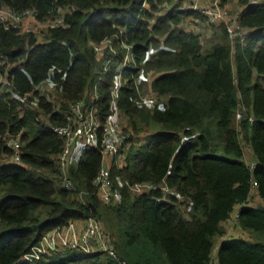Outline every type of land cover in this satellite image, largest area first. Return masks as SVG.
Listing matches in <instances>:
<instances>
[{"label": "trees", "instance_id": "1", "mask_svg": "<svg viewBox=\"0 0 264 264\" xmlns=\"http://www.w3.org/2000/svg\"><path fill=\"white\" fill-rule=\"evenodd\" d=\"M159 2L0 0V10L30 12L39 23L62 18L43 30L41 42L0 19V78L9 82L0 84V264H15L45 232L88 217L102 223L116 258L67 248L25 264H210L214 237L225 232L236 206V224L251 240H223L218 263L264 264V0H243V41L231 40L223 23L208 47L200 33L181 26L186 17L204 20L195 10L172 5L151 24ZM158 36L167 48L146 61ZM106 38L117 54L98 56L94 45ZM122 42L132 46L138 68L122 72L115 106L128 119L123 132L129 137L110 167L116 201L105 204L93 184L102 162L100 131L98 146L69 168L74 190H65L56 160L64 139L41 119L65 124L63 113L80 98L101 120L110 115ZM140 62L152 74V92L164 99L163 111L139 109L129 99ZM46 83L56 91L54 103L41 94ZM7 133L19 137L18 163L5 146ZM243 145L251 148L254 169ZM163 180L173 191L165 197L160 190L135 194L129 188ZM252 190L260 206L249 205Z\"/></svg>", "mask_w": 264, "mask_h": 264}, {"label": "built area", "instance_id": "2", "mask_svg": "<svg viewBox=\"0 0 264 264\" xmlns=\"http://www.w3.org/2000/svg\"><path fill=\"white\" fill-rule=\"evenodd\" d=\"M192 9L199 12L204 20L194 19V24L197 28H202L204 23L219 24L224 22L226 32L231 40L243 41L246 33V29L240 26L237 16L231 17L224 7L221 6L219 0H213L208 3H204L203 0H192ZM257 2H249L248 4L254 5ZM28 15L30 12H23L20 15L12 13L8 9L2 8L0 10V19L7 23V27L12 26L19 28L20 18L23 15ZM62 18H58L55 21L50 22V25H56L61 23ZM20 30V29H19ZM21 32V31H20ZM120 48L123 50L122 59L116 65V79L115 85L111 91V105L110 109L112 113L105 116L102 120L97 114V109L94 105L87 107L85 105V99H78L71 103L68 110H65L63 115L66 118L63 125H51L47 119H41V122L46 125L55 134L64 139V144L60 154L56 160L59 165L62 178L59 181V186L65 190H74V186L67 176V167L72 157L80 161L82 153L84 151L94 149L98 146L97 131H100L101 141L100 148L102 154L101 166L93 179V184L97 187L98 197L105 203L109 201L112 183L110 181V167L113 160L116 159L117 154L125 139H128L129 135L120 130L118 127V121L114 115V111L117 109L115 106L119 89L122 86V72L129 67L137 69V61L133 57L132 46L125 42L120 43ZM160 48H167L162 45ZM95 53L100 56L105 50L112 55L117 54V48L113 45V40L106 38L100 43L94 45ZM4 56L0 54V63ZM140 62L138 65L141 67ZM140 73L138 71L139 77ZM135 79L134 89L135 95L130 97V101L137 105H144L151 109H157L163 111L165 105L163 101H159L156 96H146L140 90L138 79ZM9 82L5 78H0V84L2 87ZM97 97L94 96V101ZM147 105V106H146ZM142 107V106H137ZM5 146L9 148L12 153V160L15 163L20 161L21 146L19 137L13 136L10 133L5 135ZM251 169H254V164H249ZM253 185L255 182L252 183ZM130 190L135 194L143 192H149L154 190H160L165 197L167 194L172 193L171 188L167 185L165 180L158 184L152 183H137L129 186ZM84 195V193H79ZM181 198L180 196H178ZM83 202V201H82ZM81 228L77 230L75 227V221L69 223L67 226L61 228H54L45 232L39 243L30 247V250L24 253L15 264L32 263L46 254L52 252H61L64 249H72L83 254H89L93 252H103L110 257L116 258V250L112 239L105 231L102 223L95 217H88L81 220ZM122 264H126L122 262ZM210 264H219L217 255H212Z\"/></svg>", "mask_w": 264, "mask_h": 264}, {"label": "rangeland", "instance_id": "3", "mask_svg": "<svg viewBox=\"0 0 264 264\" xmlns=\"http://www.w3.org/2000/svg\"><path fill=\"white\" fill-rule=\"evenodd\" d=\"M213 1V0H210ZM246 2H259V1H263V0H245ZM204 3H208L209 0H203ZM220 4L222 7L225 8V10L228 12V15L231 17L237 16V14L239 13V11L243 8L244 3L243 0H219ZM143 5L147 6L146 3H144ZM172 5H176L177 7H181L182 9H187L190 8L192 9L193 6V2L192 0H161V2L158 3V10L155 13V17L151 20V24H153L154 22H156L157 18L159 16H162L166 11H168ZM193 10V9H192ZM59 12H63L61 10H59ZM194 19L190 18V17H186L181 23L182 27H186L187 29H192L198 33L201 34V41H202V45L205 47H208L210 40L213 39L215 36L214 32L216 31V28L218 26H220L221 24H223L224 22H220L219 24H211V23H207L205 24L202 28H197V26H195L194 24ZM50 24L49 21L45 22V23H39L37 22L34 17L32 15H23L20 18V22H19V29L22 33H27V32H33L35 33L38 37H39V41L41 42L42 38H41V33L43 32V30H45V28ZM185 25V26H184ZM224 25V24H223ZM159 40L158 44H154L151 43L150 47L148 48L147 52H146V61H150L151 58L157 53V49L160 48L162 45H164V36H158L157 37ZM146 63L143 62L141 63V68L139 69V77L137 78L138 80V84L140 87V90L143 92V94H145L146 96H156V98H158L159 101H163V98H159L154 92H152L151 87H150V80H151V72L148 71L145 67ZM47 87H44L46 86ZM52 85L50 84H44L42 87H40L41 89V94L44 95L49 101L51 100V102H55L57 100V95H56V91L52 90L51 88ZM137 106H142V107H138L139 109H145V110H151L152 106L148 107H144V105H137ZM147 106V105H146ZM61 107L60 105L57 106V108ZM243 108L240 107L235 115V120L238 123L242 117H243ZM114 115L118 121V127L120 130H123L124 126H128V119L127 117L119 110L116 109L114 111ZM152 127H156V126H151ZM251 135H252V131H251ZM244 147V157H245V161L249 164H251L252 160V152H251V148L250 147H246L245 145H243ZM222 155V154H221ZM121 155L118 153L116 156V160L119 161ZM10 162V159H8ZM12 161V159H11ZM75 164H77V159H75L74 157H72L69 161V165L67 167V176H69V168L71 166H75ZM58 185V182H57ZM171 192L173 193V191L171 190ZM76 197H78V199L82 200V201H86V198L82 195H79V193L77 192ZM116 190L113 189V184H112V190H111V195L109 198V201L105 204H110L113 201H116ZM249 203L252 206H260V204H262L261 199L257 196L256 192L254 190H252L251 193V197L249 200ZM182 211L184 212V216H186V211L188 210L186 207H181ZM236 212H233V214L231 215V218L225 222V232L221 235H217L216 237H214V247L212 250V255L215 256V254L217 255V248L219 246V244H221V242L223 240H227L230 238H241L243 240H251L248 233L243 232L238 225L236 224V220H235V216H236ZM64 251V250H63ZM61 251V252H63ZM71 255H76L75 252H73Z\"/></svg>", "mask_w": 264, "mask_h": 264}, {"label": "crops", "instance_id": "4", "mask_svg": "<svg viewBox=\"0 0 264 264\" xmlns=\"http://www.w3.org/2000/svg\"><path fill=\"white\" fill-rule=\"evenodd\" d=\"M249 205L252 206L250 203H249ZM235 209L238 210L239 209V206H236ZM225 222H227V221H225ZM225 222L223 223V225L225 224ZM81 225H82L81 220L80 221H75V227H76L77 230H80Z\"/></svg>", "mask_w": 264, "mask_h": 264}]
</instances>
